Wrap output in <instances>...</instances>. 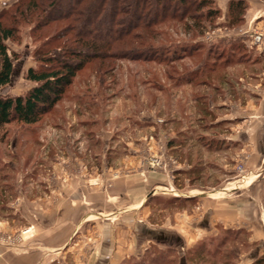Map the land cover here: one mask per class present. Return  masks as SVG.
Instances as JSON below:
<instances>
[{
  "label": "rangeland",
  "instance_id": "rangeland-1",
  "mask_svg": "<svg viewBox=\"0 0 264 264\" xmlns=\"http://www.w3.org/2000/svg\"><path fill=\"white\" fill-rule=\"evenodd\" d=\"M16 1L0 0V12L7 11L6 22L17 30L5 41L15 59L10 83L0 88L3 95L24 94L33 86L25 72L39 65L46 46L60 43L46 44L50 27L64 24L37 28L35 12L16 14L13 21L8 15ZM241 1L246 4L242 18L230 24L229 0H212L218 17L193 37L200 44V59L210 47L229 57V63L215 62L216 69L234 72L229 83L214 78V95L207 86L192 92L189 87L169 89L171 82L148 75L162 72L156 63L122 61L102 83L95 74L97 62H92L37 124L4 126L0 264L264 260V0ZM169 39L190 40L173 33ZM155 82L167 85L163 95H173L168 110L167 104L150 103L146 88ZM106 85L108 90L102 89ZM121 86L122 93L112 96ZM127 91L133 92L136 108L123 101ZM205 91L211 95L213 122L229 121L207 131L222 141L221 149L211 153L196 140L197 133L190 134L199 129L189 116L190 101ZM166 118L174 120L166 124ZM170 139L177 142L169 146Z\"/></svg>",
  "mask_w": 264,
  "mask_h": 264
},
{
  "label": "trees",
  "instance_id": "trees-1",
  "mask_svg": "<svg viewBox=\"0 0 264 264\" xmlns=\"http://www.w3.org/2000/svg\"><path fill=\"white\" fill-rule=\"evenodd\" d=\"M13 6V11L8 15L13 21L17 20L16 14L26 16L35 12L39 19H36L37 28L59 21L64 24L50 27L52 31L46 40V44L57 40L60 43L54 47L46 46L38 59L39 65L26 70L24 78L33 86L24 94H0V141L5 136L4 126L12 122L32 126L51 112L77 75L92 62H97L95 74L102 77V83L114 71L115 65H120L122 61L156 63L163 67L162 72L151 74L148 71V75L155 74L168 80L171 82L168 83L169 89L184 91L185 87H189L191 91L207 86L213 87L211 95L216 93V80H219L218 83L223 80L229 83L234 72L231 69H216L218 66L215 62L219 66L229 63V57L222 52L214 53L212 47L200 59V44L193 39L203 34L207 24H213V19L218 17L219 10L212 0H18ZM245 6L241 0H229L227 13L230 24L241 20ZM6 12H0V88L10 83L15 59L5 41L14 38L17 30L15 25L6 22ZM171 33L188 36L190 40L172 43L169 39ZM211 56L213 62L208 64ZM195 59L196 65H189ZM110 63H113L112 66L104 68L105 64ZM134 74H138V71ZM157 84L151 83L146 88L152 93L150 103L167 104V109L173 95H163L167 85ZM108 88L109 85H106L102 89ZM122 90L123 86L112 96L119 95ZM132 93H123L122 99L129 105H135L134 97L130 95ZM211 95L207 91L193 95L189 114L196 118L199 128L190 129V134L197 133L196 140L203 144L208 153L220 150L222 141L214 139L215 133L209 135L207 131L229 123L226 120L213 122ZM142 104L139 101V105ZM173 120L166 118L164 123ZM90 124L97 125L94 120ZM200 127L203 132H200ZM182 136L178 133V137ZM175 142L170 139L168 145ZM253 264H264V260L259 258Z\"/></svg>",
  "mask_w": 264,
  "mask_h": 264
},
{
  "label": "crops",
  "instance_id": "crops-1",
  "mask_svg": "<svg viewBox=\"0 0 264 264\" xmlns=\"http://www.w3.org/2000/svg\"><path fill=\"white\" fill-rule=\"evenodd\" d=\"M118 183H119V181H118ZM118 183H117V186H119V184H118ZM121 183L125 184V180H124V181H122ZM121 183H120V184H121ZM125 185H126V184H125ZM117 212H119V211H117ZM234 214H235V215H234V218H237V217H238V216H237V215H238V213H237V212H234ZM243 221H244V220H243ZM245 222H246V221H245ZM249 223H250V222H249ZM250 224H251V223H250ZM258 224H259V223H258ZM255 225H256V224H255ZM256 226L258 227V225H256ZM260 227H261V224H260ZM71 235H72V233L70 234V236H71ZM70 236H69V237H70Z\"/></svg>",
  "mask_w": 264,
  "mask_h": 264
},
{
  "label": "water",
  "instance_id": "water-1",
  "mask_svg": "<svg viewBox=\"0 0 264 264\" xmlns=\"http://www.w3.org/2000/svg\"><path fill=\"white\" fill-rule=\"evenodd\" d=\"M221 192H222V191H221ZM152 194H153V191H151V192L148 194V196H151ZM200 194H202V193H200ZM188 197H189V198H190V197H193V195L188 196ZM259 222H260L261 225L263 226V222H264V221L262 222V220L259 219ZM263 227H264V226H263Z\"/></svg>",
  "mask_w": 264,
  "mask_h": 264
},
{
  "label": "built area",
  "instance_id": "built-area-1",
  "mask_svg": "<svg viewBox=\"0 0 264 264\" xmlns=\"http://www.w3.org/2000/svg\"><path fill=\"white\" fill-rule=\"evenodd\" d=\"M256 39H259V36H257Z\"/></svg>",
  "mask_w": 264,
  "mask_h": 264
}]
</instances>
